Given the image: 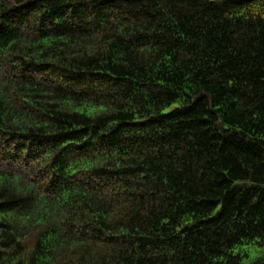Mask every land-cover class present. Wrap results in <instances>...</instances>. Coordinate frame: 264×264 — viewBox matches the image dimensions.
<instances>
[{"label":"trees","instance_id":"trees-1","mask_svg":"<svg viewBox=\"0 0 264 264\" xmlns=\"http://www.w3.org/2000/svg\"><path fill=\"white\" fill-rule=\"evenodd\" d=\"M0 264H264V0H0Z\"/></svg>","mask_w":264,"mask_h":264}]
</instances>
